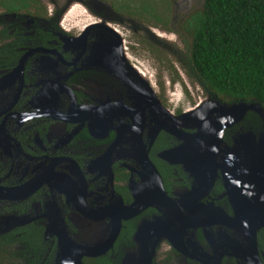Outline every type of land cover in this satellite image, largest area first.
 <instances>
[{
  "label": "flooded vegetation",
  "instance_id": "obj_1",
  "mask_svg": "<svg viewBox=\"0 0 264 264\" xmlns=\"http://www.w3.org/2000/svg\"><path fill=\"white\" fill-rule=\"evenodd\" d=\"M117 15L0 0L2 264H264V108L158 85Z\"/></svg>",
  "mask_w": 264,
  "mask_h": 264
},
{
  "label": "trees",
  "instance_id": "obj_2",
  "mask_svg": "<svg viewBox=\"0 0 264 264\" xmlns=\"http://www.w3.org/2000/svg\"><path fill=\"white\" fill-rule=\"evenodd\" d=\"M181 27L184 63L205 92L264 108V0H203Z\"/></svg>",
  "mask_w": 264,
  "mask_h": 264
},
{
  "label": "rangeland",
  "instance_id": "obj_3",
  "mask_svg": "<svg viewBox=\"0 0 264 264\" xmlns=\"http://www.w3.org/2000/svg\"><path fill=\"white\" fill-rule=\"evenodd\" d=\"M110 1L117 8V18L127 21V23L130 24L129 28L131 29L128 34L133 40L140 36H145L149 39L147 46H145L146 48L140 51V53L142 54L141 56L146 58L151 73L155 75V77L152 78L153 81H156L157 84L160 85V83H162V77H166V79L170 81L175 78L174 82L177 83L176 91L179 95L178 97H180L179 85L184 89V97H188V89L185 83L190 84L194 94L197 93L196 95L200 97L208 95L201 88L196 78L193 75H189L190 71L184 63L186 49L182 38L187 39V36L181 27L183 19L199 9L203 0ZM143 7L147 9V13L143 11ZM155 15L159 17L162 22L165 21V24L156 22V19H154ZM163 27H166L167 30ZM153 29L163 31L166 35L169 34L173 41H170V39L158 38V36L153 33ZM171 90L173 91V88H171Z\"/></svg>",
  "mask_w": 264,
  "mask_h": 264
},
{
  "label": "water",
  "instance_id": "obj_4",
  "mask_svg": "<svg viewBox=\"0 0 264 264\" xmlns=\"http://www.w3.org/2000/svg\"><path fill=\"white\" fill-rule=\"evenodd\" d=\"M254 105L257 106V109L262 110V107L260 106L259 103H256ZM235 107L238 108L239 106L225 107L221 111H223V113L225 114V117L228 118L234 113H240V111L238 109H234ZM207 123L208 124H206V125L198 123V125H199V127H201L204 130L211 129L213 131L216 128H218V130H219L221 125H222V124L218 125L216 122H213V121H208ZM250 142L252 144H255L254 141L253 142L250 141ZM245 143L249 144V140L245 141ZM260 183L264 184V133H260V135L257 138V184H260ZM243 217L245 219V223L254 222V225L252 226V228L254 230L257 227H260V226H262L264 224V218H262L258 222L254 221L253 216L251 214H248V212H246V214H240V218H243Z\"/></svg>",
  "mask_w": 264,
  "mask_h": 264
}]
</instances>
